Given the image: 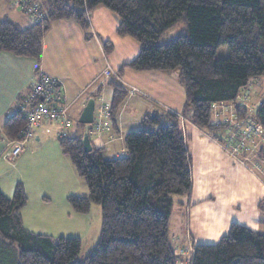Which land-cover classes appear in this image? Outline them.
<instances>
[{
    "label": "trees",
    "instance_id": "obj_1",
    "mask_svg": "<svg viewBox=\"0 0 264 264\" xmlns=\"http://www.w3.org/2000/svg\"><path fill=\"white\" fill-rule=\"evenodd\" d=\"M41 7L42 22H34L21 8L32 21L27 26L9 18L0 20V52L40 62L44 37L55 22L74 20L89 32V15L98 7L118 16L119 37L140 44L138 56L107 82L114 129L130 93L121 77L130 69L177 70L185 92L183 115L222 145L244 139L237 122L250 116L264 132V97L255 108L246 98L250 82L264 76V0H45ZM178 25L184 31L160 44L163 34ZM223 45L228 46L229 56L217 60ZM104 51L112 54L114 44L105 42ZM216 105L229 108L222 117H232L218 121L213 113ZM182 125L178 114L148 113L140 128L124 138L128 154L115 159H109L103 148L85 153L84 133L59 137L63 154L88 188V194L69 196L68 203L79 214H87L92 203L101 206L100 241L79 260V238H54L28 230L21 214L28 196L19 182L11 198L0 190V264H181L170 220L175 198L187 197L192 190L191 157ZM77 126L85 131V125ZM26 127V119L16 113L3 131L9 141L23 140ZM216 130L221 139L214 136ZM249 158L244 167L264 182V141ZM258 207L264 214V201ZM191 256L192 264H264V233L233 223L218 243L196 245Z\"/></svg>",
    "mask_w": 264,
    "mask_h": 264
},
{
    "label": "crops",
    "instance_id": "obj_2",
    "mask_svg": "<svg viewBox=\"0 0 264 264\" xmlns=\"http://www.w3.org/2000/svg\"><path fill=\"white\" fill-rule=\"evenodd\" d=\"M33 1L41 4L45 0ZM6 2L7 7L14 11L11 0ZM19 11L24 18L17 15L14 17L21 24L11 20L21 26L30 24L32 21L29 17ZM112 13L105 7L92 11L89 15V36L74 20L55 22L44 37L40 62L0 52V190L11 198L16 185L22 183L28 196V203L21 212L22 220L24 226L32 232L54 238L67 236L63 225L67 220L66 211L69 210L63 201L71 196L66 191L67 175H70L71 168L58 142L59 126L42 125L36 128L31 146L15 160V166V161L11 165L4 158V152L11 148L3 131L4 124L16 114L19 102L30 92L39 73L56 77L64 83L73 121L70 134L84 133L77 122L89 100L95 99V119L90 139L93 148H103L106 155L109 152V159L128 154L124 138L140 128L141 120L148 113L171 112L180 115L187 148V141L192 138L190 129L201 131L183 115L184 91L179 100L171 96L169 90H165V79L173 72L131 74L133 72H127L126 69L121 82L130 93L120 110L117 130L112 127L109 118L100 121L99 110L104 106L110 107L112 90L107 84L109 80L103 76L105 70L97 75L89 67L91 62L95 64L98 53L104 63L109 61L104 51V43L108 41L114 44L113 53L117 50L116 44L121 41H128L126 46L134 49L132 55L124 57L120 62H108L107 66L113 64L118 70L134 60L140 52V47L137 48L133 42L117 35L120 20ZM172 75L177 77L176 74ZM133 88L137 92H132ZM98 125L102 128L99 129ZM201 133L197 142L201 150L196 158L190 155L192 190L179 204L184 205L189 218L178 227L180 232L172 236L176 253L181 256L184 264L191 260L196 245L207 244L206 241L222 237L224 227L219 226V218L216 216L219 209L226 211L241 208L240 205L250 201H258V204L264 201V182L250 169L233 160L208 134ZM54 134L58 136L57 141ZM215 225L218 227L217 233L214 231Z\"/></svg>",
    "mask_w": 264,
    "mask_h": 264
},
{
    "label": "rangeland",
    "instance_id": "obj_3",
    "mask_svg": "<svg viewBox=\"0 0 264 264\" xmlns=\"http://www.w3.org/2000/svg\"><path fill=\"white\" fill-rule=\"evenodd\" d=\"M5 3H7L6 0H0V20L6 18L7 17L6 15L9 16L8 17L9 19H12L18 22L19 20L15 18L14 15L24 18V16L20 13L18 7H14L15 10L11 11ZM114 16L117 17V15H114ZM183 31H184L183 25H178L170 29L169 31L163 34V36L160 39V44H167L169 41L179 36ZM89 34L90 33L88 32V36ZM124 38L125 40H129V42L130 41L133 42V44H135L137 48L141 47L140 44L137 41H135L133 38L131 37H124ZM127 43L128 41H121V43L116 44L117 50L113 54L106 55V57L109 59L108 61L109 63H111V61H114V63L116 64L120 62L124 57H128L129 55H132V53H134L133 48L126 46ZM228 56H229L228 46L223 45L217 50V53H216L217 60L226 59ZM104 62L105 61L102 59V57H100V54L98 53L95 64L91 62V66L89 67L91 70H95L97 75H99L101 71L102 70L104 71L107 68V65L109 64L108 62L106 63ZM111 67L117 72L118 68H115L113 64ZM127 72H133L131 74L136 73V71L130 70V69H128ZM172 72H173L172 74H176L177 77L175 78L174 75L172 74H170L169 76L167 75L168 77L165 79V82H164L165 85L164 84L163 85L165 87V90L170 91L171 96L175 97L176 99L181 100V97L183 96L184 88L179 82L178 71L176 70ZM248 92L249 94H246V98L249 99L248 98L249 96L251 99V102H248L247 104L249 107L254 105V108H255V106H258L260 104L261 100L264 97V76L259 79H255L251 81L248 87ZM228 109L229 108L227 106H223V105L222 106L216 105L213 107V113L215 117L218 119V121L219 120L223 121L225 119L229 120V118L232 117V115L228 114L229 111L226 112L228 114L226 117H222L223 112ZM77 123H79V120ZM230 123L233 124L234 121L232 120ZM237 124L239 125L240 122H237ZM190 130L192 131L190 132V134L192 135L193 139L191 138V140L189 139L187 141L189 153L192 156V158H196L198 156L199 151L201 150L200 146L197 144V142H199L198 135L202 134L201 132H203L204 134H208V133L202 130L201 131L199 130L193 131L192 129ZM35 132L36 131H34V137H35ZM214 136H218L221 139L222 133L216 130L214 131ZM234 137L236 138V135ZM54 138L57 141L58 136L54 134ZM33 140L34 138L26 143L25 150L31 146L32 144L31 142ZM212 140H214L215 142L219 144V142L216 141L215 138H212ZM57 144L58 143L55 142L56 146ZM200 144L202 143L200 142ZM233 146L236 147L237 145L233 144ZM256 148H257V145L256 146L251 145V148H250L251 150L248 153L246 152L247 153L246 157H249L250 154L251 155L254 154L256 151ZM107 153H108L107 157H109V152ZM64 158L65 160H67L68 164H70V168H71L70 175H67L66 191L70 193V195H73V196L88 194V188H87L85 181L77 174L74 166L71 163V160L67 156ZM7 162L13 165L12 162H9V161ZM16 162L17 161L14 162L13 166L16 165ZM250 165H253V163H251ZM10 172L12 173L13 171L10 169ZM182 198L184 197L175 198V204L172 210V217L170 220L171 237L174 234L180 232V229L178 227H180V225L186 222V220L189 218L188 214L186 213V208H183L184 205H179ZM63 202L66 208H68L69 210V211H66L67 220L65 219V224L63 225V228L65 229V234L67 235L65 237L79 238L81 240V252L79 255V260H84L88 255L92 253L93 249L98 245L100 238H101V234H102L101 206L99 204L92 203L90 210L87 214H79L71 208L70 204L68 203L66 199ZM240 206L241 208H233L231 210L227 209L226 211H223V208H221L216 213V216L217 218H219V222H220L218 223L219 226L223 225L224 227V230L222 232V237L229 233L230 227L233 223H237L241 226L248 227L251 230L264 233V214L261 211H259L260 209L258 207L259 206L258 201H250L248 204H245V205L243 204ZM181 220H182V223H181ZM201 224L202 222L200 221L199 228H201ZM217 228L218 227L215 225V229H214L215 233H217ZM221 238H215L214 240L206 241V243L216 244L219 242V239Z\"/></svg>",
    "mask_w": 264,
    "mask_h": 264
},
{
    "label": "built area",
    "instance_id": "obj_4",
    "mask_svg": "<svg viewBox=\"0 0 264 264\" xmlns=\"http://www.w3.org/2000/svg\"><path fill=\"white\" fill-rule=\"evenodd\" d=\"M11 1L14 7L24 10L34 22H42L45 19L40 3L33 0ZM103 76L105 79H112L117 77V74L110 66H107ZM134 91L137 90L133 88L132 92ZM16 113L26 119L27 127L24 130V139L10 141L11 149L4 152V158L9 162H14L24 152L26 143L34 138L36 128L42 125H56L60 128L59 137H66L73 127L64 83L45 73H39L37 80L31 85L30 92L19 102ZM98 118L100 121L109 118L108 106L99 110ZM238 126L244 132V139L236 144V147L230 144L225 146L220 142L219 144L232 159L247 166L250 158L244 157L243 154L251 150V145L256 146L261 140L264 141V132L251 116L241 121ZM98 128L101 129V125H98ZM192 260H187L185 264H192Z\"/></svg>",
    "mask_w": 264,
    "mask_h": 264
},
{
    "label": "water",
    "instance_id": "obj_5",
    "mask_svg": "<svg viewBox=\"0 0 264 264\" xmlns=\"http://www.w3.org/2000/svg\"><path fill=\"white\" fill-rule=\"evenodd\" d=\"M39 68H37L38 70ZM95 107L96 101L94 98H91L87 105L85 106L80 118L79 123L85 125V131L83 134V148L85 153H90L93 150V145L90 139V131L94 123L95 118Z\"/></svg>",
    "mask_w": 264,
    "mask_h": 264
},
{
    "label": "clouds",
    "instance_id": "obj_6",
    "mask_svg": "<svg viewBox=\"0 0 264 264\" xmlns=\"http://www.w3.org/2000/svg\"><path fill=\"white\" fill-rule=\"evenodd\" d=\"M95 119V118H94ZM94 124V123H93Z\"/></svg>",
    "mask_w": 264,
    "mask_h": 264
}]
</instances>
